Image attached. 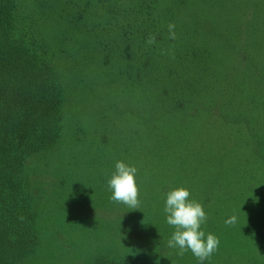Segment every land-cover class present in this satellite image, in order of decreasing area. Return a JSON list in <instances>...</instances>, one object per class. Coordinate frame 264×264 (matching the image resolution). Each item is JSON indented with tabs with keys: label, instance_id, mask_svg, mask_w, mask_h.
Segmentation results:
<instances>
[{
	"label": "rangeland",
	"instance_id": "obj_1",
	"mask_svg": "<svg viewBox=\"0 0 264 264\" xmlns=\"http://www.w3.org/2000/svg\"><path fill=\"white\" fill-rule=\"evenodd\" d=\"M108 3L129 16L92 6L55 31L66 39L63 135L33 158L38 243L18 264H199L168 247L175 229L163 209L178 187L220 241L204 264H264V232L254 237L264 229V0ZM151 20L160 36L143 53ZM117 161L138 170L139 210L110 199Z\"/></svg>",
	"mask_w": 264,
	"mask_h": 264
},
{
	"label": "trees",
	"instance_id": "obj_2",
	"mask_svg": "<svg viewBox=\"0 0 264 264\" xmlns=\"http://www.w3.org/2000/svg\"><path fill=\"white\" fill-rule=\"evenodd\" d=\"M92 6L106 9L115 19L129 16L108 0H0V264L20 263L38 243L31 164L37 154L54 150L63 135L62 67L58 60L66 54L62 46L66 39L60 40L55 31L63 23L82 20ZM45 19L48 26L42 30L40 24ZM151 27L150 35L143 34L146 42L157 34L154 20ZM120 35L131 41L123 30ZM144 44L143 53L156 52V43ZM149 65L146 61L144 67ZM263 232L254 230L256 241ZM147 263L150 261L137 257L125 262Z\"/></svg>",
	"mask_w": 264,
	"mask_h": 264
},
{
	"label": "clouds",
	"instance_id": "obj_3",
	"mask_svg": "<svg viewBox=\"0 0 264 264\" xmlns=\"http://www.w3.org/2000/svg\"><path fill=\"white\" fill-rule=\"evenodd\" d=\"M175 24L169 23L168 38L175 40ZM147 43H156L155 36H149ZM137 168L122 161L115 163V171L107 181V188L111 190L110 199L113 202L121 203L130 209H138L140 206L139 187L137 184ZM191 193L184 187L170 190L166 194L164 213L166 222L175 231L168 240V247L178 249V255L183 256L186 251H190L199 264L209 260L217 252L220 241L214 234L207 235L201 226L206 223L208 216L201 203L190 199ZM21 220L24 217H20ZM237 217L235 215L225 220L226 225H235Z\"/></svg>",
	"mask_w": 264,
	"mask_h": 264
}]
</instances>
